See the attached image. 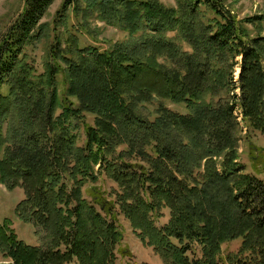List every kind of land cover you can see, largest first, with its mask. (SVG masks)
Returning a JSON list of instances; mask_svg holds the SVG:
<instances>
[{"label":"trees","instance_id":"1","mask_svg":"<svg viewBox=\"0 0 264 264\" xmlns=\"http://www.w3.org/2000/svg\"><path fill=\"white\" fill-rule=\"evenodd\" d=\"M53 2L25 0L0 40V183L23 189L16 211L38 239L3 219V260L115 264L122 216L163 264H264V150L249 134L264 137V36L249 37L223 0H63L56 22L74 6L82 29L97 13L131 36L103 50L56 38L38 73L26 49L48 33ZM245 22L260 29L264 13ZM155 100L151 118L142 104ZM242 138L256 152L252 171Z\"/></svg>","mask_w":264,"mask_h":264},{"label":"rangeland","instance_id":"2","mask_svg":"<svg viewBox=\"0 0 264 264\" xmlns=\"http://www.w3.org/2000/svg\"><path fill=\"white\" fill-rule=\"evenodd\" d=\"M25 0H0V40L7 31L8 27L17 18L22 11ZM63 0H54L52 5L48 8L46 14L41 20V23H46L49 26V31L46 36L29 46L26 49L28 54V61L32 63L38 73L44 72L48 61L52 58L49 50L54 44L56 38L61 39L62 48L66 44V39L69 34H73L77 37L78 43L82 48L93 46L100 50L106 49L116 43H122L127 41L131 34L127 31L121 30L119 27L106 23L98 19L97 13L92 14L86 20L85 30L80 27L84 20L80 16L75 15L74 6L68 9L67 17H64L62 22H56L59 16L57 14L58 9L61 6ZM163 5L167 7H176V0H159ZM224 6L229 10L231 15L235 17L237 22L244 28V31L249 37L260 32L264 36V23L260 29H256L252 23L245 22L248 18L257 14L264 13V0H223ZM168 36H174V33H169ZM186 47V46H185ZM51 51V50H50ZM264 58V56H263ZM237 61L240 60L238 57ZM58 61V60H57ZM162 62V59H158ZM264 63V60H263ZM240 72V67L236 66L234 77L237 78ZM237 94L239 91L236 92ZM144 103V113L151 118L155 116L156 103ZM167 107L175 110L179 113H186V109L182 104H175L169 100H161ZM242 131L240 136H245L248 133L247 128L244 126L241 118H238ZM86 121L93 123V117L90 114L86 115ZM249 134L252 144L256 147L263 148L264 150V137L256 130L249 129ZM84 131L80 129L79 144L84 142ZM250 145L242 138L237 145L238 156L240 161L246 166L247 171H252L251 157L256 152H251ZM259 177L264 178V175ZM99 185L107 192L115 187V184L109 179L100 176ZM24 198L23 189L17 187L13 190L7 189L2 183H0V221L8 218L12 222V226L18 234L19 238L23 239L27 243L36 244L37 235L36 229L33 225L21 221L18 217L16 206ZM168 219V214L165 212V217L158 221V225H163ZM120 229L124 234L122 241V249L125 254H118L115 264H163L159 256L152 250L151 247L143 245L140 240L133 233L128 221L124 217L119 218ZM239 241L226 243L223 245L222 250L224 253L229 251H235L238 247ZM0 263H5L0 255Z\"/></svg>","mask_w":264,"mask_h":264},{"label":"water","instance_id":"3","mask_svg":"<svg viewBox=\"0 0 264 264\" xmlns=\"http://www.w3.org/2000/svg\"><path fill=\"white\" fill-rule=\"evenodd\" d=\"M0 264H9V263L5 262V263H0Z\"/></svg>","mask_w":264,"mask_h":264}]
</instances>
